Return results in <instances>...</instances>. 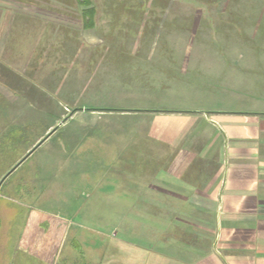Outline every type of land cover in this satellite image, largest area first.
<instances>
[{"label": "rangeland", "instance_id": "rangeland-1", "mask_svg": "<svg viewBox=\"0 0 264 264\" xmlns=\"http://www.w3.org/2000/svg\"><path fill=\"white\" fill-rule=\"evenodd\" d=\"M21 2L0 8V264H105L113 241L146 242L157 154L92 114L243 109L264 86V0ZM34 212L71 225L52 262L22 243Z\"/></svg>", "mask_w": 264, "mask_h": 264}, {"label": "crops", "instance_id": "crops-1", "mask_svg": "<svg viewBox=\"0 0 264 264\" xmlns=\"http://www.w3.org/2000/svg\"><path fill=\"white\" fill-rule=\"evenodd\" d=\"M21 3L1 0L0 8ZM244 91L238 110L92 114L128 118L131 142L138 137L157 154L137 198L146 242L113 241L99 251L105 264H264V86ZM27 222L22 243L52 262L71 225L35 212ZM36 225L39 234L30 236ZM126 229L134 234L139 226Z\"/></svg>", "mask_w": 264, "mask_h": 264}, {"label": "water", "instance_id": "water-1", "mask_svg": "<svg viewBox=\"0 0 264 264\" xmlns=\"http://www.w3.org/2000/svg\"><path fill=\"white\" fill-rule=\"evenodd\" d=\"M50 134H51V133H50ZM50 134H49V135H50ZM43 141H44V140H43ZM43 141H42V142H43ZM42 142H41L40 144H38L37 147H38L39 145H41ZM31 153H32V152H30L29 155H30ZM25 159H26V158H25ZM23 161H24V159H23L18 165H20ZM18 165L13 169V171L18 167ZM10 173H12V171H11ZM10 173H9V174H10ZM7 176H8V175H7ZM7 176H6V177H7Z\"/></svg>", "mask_w": 264, "mask_h": 264}, {"label": "trees", "instance_id": "trees-1", "mask_svg": "<svg viewBox=\"0 0 264 264\" xmlns=\"http://www.w3.org/2000/svg\"><path fill=\"white\" fill-rule=\"evenodd\" d=\"M90 2H91V0H83V3H85V4H88ZM88 12H92V11H88ZM86 28H87V25H86ZM0 229H1V220H0Z\"/></svg>", "mask_w": 264, "mask_h": 264}]
</instances>
